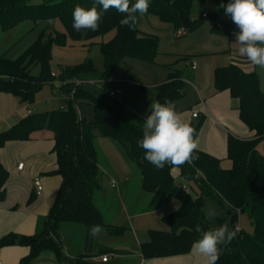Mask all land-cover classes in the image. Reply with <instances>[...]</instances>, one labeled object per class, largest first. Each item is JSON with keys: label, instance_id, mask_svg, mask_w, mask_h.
Here are the masks:
<instances>
[{"label": "trees", "instance_id": "1", "mask_svg": "<svg viewBox=\"0 0 264 264\" xmlns=\"http://www.w3.org/2000/svg\"><path fill=\"white\" fill-rule=\"evenodd\" d=\"M226 5L229 0H221ZM95 0H46L33 4L32 0H0V27L7 32L17 25L30 22L34 26L41 23L52 25L58 22L62 31L48 34L44 41L42 30L36 39L15 59L0 57V92L11 94L21 102L33 104L35 95L41 88L53 81L49 63L53 45L64 47L69 43L83 42L90 51L97 46L103 58L102 69L98 72L91 58L61 71L60 80L109 77L122 59L128 58L153 63L158 55L155 37L140 36L137 26L130 30L122 25L124 14L110 8L102 12L97 31L81 30L73 27V10L77 5L86 9ZM135 3V0H131ZM195 0H149L147 14L157 16L160 21L171 24L174 32L185 29L187 33L199 27L206 19L214 22L213 30L228 32L233 27L217 18L215 12L202 17L203 12L194 15ZM138 15V14H137ZM49 22V23H48ZM110 38L106 40V37ZM38 66L37 74L30 68ZM67 83L60 88L64 93L65 107L49 112L32 113L25 116L7 130L0 132V148L7 141L29 140L34 132L47 129L54 141L53 153L56 156L55 173L61 177V184L47 216L41 221L39 230L30 236L8 234L0 238V247L22 245L29 248L28 254L19 264H30L41 252L51 251L60 264L64 259L62 244L58 236V225L62 222L77 224L89 229L99 224L109 235H120L123 228H113L103 219L93 202V194L100 188L99 155L95 144L94 131L116 143L127 160L133 164L141 178L143 192L151 195V204L175 197L180 201L177 211L163 217L169 231L151 229L148 241L140 245L144 259L163 258L186 254L200 236L196 225L202 229L209 227L203 210L204 200L211 199L219 204L225 215L217 217L218 227L228 224L233 227L237 219L229 225L232 215L247 213L251 232L240 229L227 245H220L221 254L216 264H264V156L255 150L257 142L264 138V91L259 87L255 73L243 72L235 65H227L214 70L213 86L216 92L228 90L238 101L239 119L255 134V139L242 141L233 137L227 140V158L231 168L224 170L219 160L196 150L198 159L192 164L173 167L166 164L157 169L144 159L145 151L138 146L143 138V128L133 123L117 99L107 95L97 98L93 93L79 86L73 99L67 98L71 90ZM183 82L175 72L169 73L168 81L157 89L155 101L164 103L181 97ZM85 103L92 110V118L87 121L79 117L77 107ZM201 120L191 124L196 136ZM179 171L180 178L188 183L177 187L172 170ZM8 173L0 161V202L5 198V182ZM238 215V214H237ZM72 264H95L78 257Z\"/></svg>", "mask_w": 264, "mask_h": 264}, {"label": "crops", "instance_id": "2", "mask_svg": "<svg viewBox=\"0 0 264 264\" xmlns=\"http://www.w3.org/2000/svg\"><path fill=\"white\" fill-rule=\"evenodd\" d=\"M197 3L199 8L194 7V15L200 12H215L219 20L233 29L228 32H216L213 30V20L206 19L192 32L177 38L171 24L162 22L151 14L140 16L137 24L139 35L156 38L157 57L153 63L124 58L128 60L127 64H130L127 75L118 79H102L99 82L102 87L99 85L100 88H97L103 89L105 96L108 91L117 89V100L122 104L126 115L133 123L143 128V119L151 111L150 105L156 99L158 87L168 81L169 73H177L183 82V88L181 97L172 101L175 110L182 113L183 118L190 124L201 120L196 136L199 141L197 150L218 159L220 167L228 170L232 165L226 152L228 138L251 141L255 139V134L239 119L237 99L231 97L228 90L215 91L214 70L235 65L243 72L255 73L259 87L264 91V69L252 65L246 57L239 55V44L235 42V33L239 32V29L232 21H225L226 14L224 8L220 7L221 0H198ZM30 24V31H33L44 23L38 26ZM55 24L56 22L52 25ZM15 28L2 32L0 38L13 32ZM109 38L110 36L106 37V40ZM191 62L195 63L194 69L189 65ZM94 67L99 72L102 66L100 64ZM97 79L96 77L91 81ZM50 86L58 89L57 82H51ZM85 89L93 93L95 87L87 86ZM40 103L34 100L33 104H27L11 94L0 92V132L32 113L61 108L64 100L59 104L52 101L50 110L42 108L43 104ZM44 104L50 103L46 101ZM81 107H77L79 117L90 121L91 117H88L87 112L82 113ZM193 113H196L195 117H192ZM94 138L101 174L100 188L93 194V202L95 204L98 200L105 206L106 218L95 204L109 226L124 229L119 237L124 238V232L127 233V230L130 236L126 240L123 239L124 242L114 244L110 241L111 235L104 229L96 237H87L84 227L62 222L57 229L64 256L60 264H72V261L80 256L95 264H198L192 247L188 253L182 255L142 258L140 245L148 241V231L157 229L155 227L158 226L162 231H169V225L163 221V217L177 211L180 201L171 197L151 204V195L143 192L141 188L138 169L127 160L122 149L112 140L100 136L97 131H94ZM53 145L52 133L42 129L34 132L29 140L7 141L0 148V161L8 173L4 185L5 198L0 202V238L8 234L33 235L47 216L61 184V177L55 173L57 163ZM255 150L264 156V138L257 142ZM20 163L23 166L17 169ZM172 176L177 187L182 186L186 188L184 191H189L188 183L180 178L176 168L172 170ZM103 177L109 179V189L101 186ZM112 181L115 182L114 187H111ZM36 184L42 187L39 193ZM170 199H174L176 203L163 215L161 210ZM155 213L160 217V220L155 222L157 226L145 224L141 229L134 227L133 219ZM28 252L27 246H2L0 264H19ZM105 254L109 256V260L102 263L100 257ZM30 264L59 263L53 252L43 251Z\"/></svg>", "mask_w": 264, "mask_h": 264}, {"label": "clouds", "instance_id": "3", "mask_svg": "<svg viewBox=\"0 0 264 264\" xmlns=\"http://www.w3.org/2000/svg\"><path fill=\"white\" fill-rule=\"evenodd\" d=\"M97 4L105 12L114 8L124 14L121 24L130 30H135L139 17L147 14L149 9V0H135V3H131V0H95L89 9L77 5L72 13V27L76 32L99 29L102 12L98 11ZM220 7L239 29L235 33L239 55L264 69V0H229L227 5L221 4ZM150 109L143 119V138L138 141V146L145 151L144 159L157 169H163L166 164L180 167L198 159L194 155L199 145L196 130L183 118L182 113L175 110V105L171 101H153ZM215 216L216 213L212 211L208 214V218ZM101 232L99 224L89 229L93 237ZM196 232L200 236L192 244V253L197 257L198 264H216L221 254L220 245L229 244L236 236L228 224L208 230L198 224Z\"/></svg>", "mask_w": 264, "mask_h": 264}, {"label": "rangeland", "instance_id": "4", "mask_svg": "<svg viewBox=\"0 0 264 264\" xmlns=\"http://www.w3.org/2000/svg\"><path fill=\"white\" fill-rule=\"evenodd\" d=\"M46 0H32L33 4H39L42 3ZM198 0H195V7L199 8V4L197 3ZM49 23V22H48ZM46 24H41L39 27H36L35 30L30 31L31 30V24L30 22H24L21 23L19 25L16 26V28L13 30V32L9 33L7 36L0 38V57L6 58V59H13V56L15 55V58L17 56L20 55L21 52H23L35 39L36 37L39 35V33L43 30V39L44 41H46L48 39V34L51 36H54L55 32H60L62 31V26L56 22L55 25H50L47 24L48 28L44 29V26ZM60 25V26H59ZM39 29V31H38ZM2 34V30L0 27V35ZM18 54V55H17ZM14 58V59H15ZM86 58H91L93 61V64L98 67L102 66L103 64V58L102 55L100 54L98 47L94 46L90 48V51L87 50V47L84 45L83 42H73L70 43V45L64 46V47H60L57 45H53L52 49H51V60L49 63V68H50V72L51 74H53L55 76V78H53L52 82H63L65 80H60L59 79V75L61 74V71L67 68H71L79 63H81L84 59ZM128 60H124L122 59L118 68L108 77H106L105 79L111 78V79H118L120 77H125L127 75V70H128V66L130 64ZM102 69V67H101ZM30 72L31 74H37L38 72V66H32L30 68ZM74 79V78H73ZM78 79V78H75ZM91 79H95V78H87L85 77L84 79H80L82 81H88ZM101 79H97V81H100ZM57 82V83H58ZM58 85V89H55L54 87H51L50 84H46L44 85L41 90L35 95V100L36 102H41L40 104L42 106V108H46L47 110H50L53 106L52 101H56V103L59 104V102H63V100L65 99V95L64 93L60 90V88H62L60 84ZM99 82L93 81L92 83H84L83 86L86 88L87 86H94L95 89H93V95H95V97L97 98H103L105 96L106 93H104L103 89H98L100 87H102L100 85ZM98 87V88H97ZM46 101H49L50 104L45 105L44 103ZM64 104V103H62ZM82 107L80 109L82 113L87 112L88 113V117L92 118V110L90 107L87 106V104L82 103L80 104ZM62 106V105H61ZM86 107L88 110H86ZM57 108V107H56ZM53 109V108H52ZM109 179L107 177H103L102 179V183L101 186H103L104 188L109 189ZM123 198V197H122ZM174 199H170V201L163 207V209L161 210V213L163 215L167 214L169 212V210H171L172 208V204L176 203L174 202ZM99 210L103 213L104 218H106L107 214L105 213L106 209L105 206L102 204L101 201L96 200V203ZM114 204V203H113ZM207 220L209 222V227L210 228H217L218 227V223L216 218L220 217V215H225L222 212L221 207L219 206V204H217L216 202L212 201L211 199H205L204 200V208H203ZM215 212L216 216L214 218H208V214L209 212ZM108 212V211H107ZM109 214V213H108ZM158 220H160L159 214L155 213V214H149L147 216H143V217H139L136 219H133V225L135 228H142L145 226V224H147L148 226H157L155 224V222H157ZM236 224H238V226L240 227V229L244 232H251L252 231V226L250 225V218L248 216L247 213H239L238 214V218L236 221ZM81 227V226H79ZM159 227V226H158ZM155 227L157 228L156 230H163L160 227ZM124 238L119 237V235H111L110 236V241L111 243L114 244H118L121 242H124L123 239H127L128 236H130L128 230L127 233L124 232Z\"/></svg>", "mask_w": 264, "mask_h": 264}, {"label": "built area", "instance_id": "5", "mask_svg": "<svg viewBox=\"0 0 264 264\" xmlns=\"http://www.w3.org/2000/svg\"><path fill=\"white\" fill-rule=\"evenodd\" d=\"M206 14H207V13H203V14H202V17H205ZM225 21H226V22H230V21H232V20H231L230 16L226 15V17H225ZM186 34H187V31H186L185 29H179V30H177V31L175 32V37L180 38V37L185 36ZM189 65H190V67H191L192 69L195 68V63H194V62L189 63ZM51 76L55 78V76H54L53 74H51ZM57 82H58V81H57ZM92 82H93V81H91V80H88V81H82V80H80V79H75V78H74V79H71V80H65V81H63V82H58L57 84H60V85H62V86L65 85V84H67V83L71 84V85H72V86H71V90L68 92V94H67L66 97L69 98V99H73V95H74V93H75V90H76L79 86L83 85L84 83H92ZM96 82H100V81H96ZM118 96H119V91H118L117 89H115V90H111V91H108V92H107V97H109V98H111V99H117ZM62 107H65V104H63V105L61 106V108H62ZM195 116H196V113H193V114H192V117H195ZM22 166H23V164L20 163V164L17 166V169H21ZM114 186H115V182L112 181V182H111V187H114ZM36 188H37V192L39 193L42 187H41V185L36 184ZM184 189H186V188H184ZM186 191H187V190H186ZM237 214H239V211H237ZM233 231H235L236 233H238V232L240 231V227L238 226V224H236V222H235V224H234ZM100 260H101L102 263H105V262H107V261L109 260V256L106 255V254H105V255H102V256L100 257Z\"/></svg>", "mask_w": 264, "mask_h": 264}, {"label": "water", "instance_id": "6", "mask_svg": "<svg viewBox=\"0 0 264 264\" xmlns=\"http://www.w3.org/2000/svg\"><path fill=\"white\" fill-rule=\"evenodd\" d=\"M237 219V214H234L231 216L230 220H229V225H232V223Z\"/></svg>", "mask_w": 264, "mask_h": 264}]
</instances>
